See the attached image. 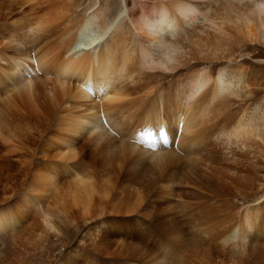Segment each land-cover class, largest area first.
<instances>
[{"label": "bare ground", "instance_id": "1", "mask_svg": "<svg viewBox=\"0 0 264 264\" xmlns=\"http://www.w3.org/2000/svg\"><path fill=\"white\" fill-rule=\"evenodd\" d=\"M72 3L0 0V158H28L0 190L6 264L55 221L108 253L81 264H264L263 178L242 161L264 164V0Z\"/></svg>", "mask_w": 264, "mask_h": 264}, {"label": "rangeland", "instance_id": "2", "mask_svg": "<svg viewBox=\"0 0 264 264\" xmlns=\"http://www.w3.org/2000/svg\"><path fill=\"white\" fill-rule=\"evenodd\" d=\"M12 2H18V0H12ZM87 3H88V0H73L72 5H76L74 7L75 11H78V10L80 11L81 9H83L87 5ZM115 3H117V1ZM119 6H120V2L118 4V7ZM25 11H26V13H30V11H28L27 9H25ZM86 13H88V11ZM11 14H13V13H11ZM120 14H122V12ZM200 157H201L200 158L201 160L212 164L218 170H222V171L230 168L234 164L232 161L226 160L225 158H223V157H221L219 155H216V154H208V153L204 152V153H201ZM13 158H15V157L11 156V155H8L7 158H0V190H1V188H4L5 184L8 187L10 186V181L12 182V181L15 180V177H17L20 174V170L24 166L23 162H22V159H26V160L28 159V158H25V157L21 156V157H19L18 160L13 161L14 160ZM50 159H52V158H49V160ZM237 160H240V158H237ZM242 161L246 165V173L250 176L249 179L251 180V182L254 183L255 179L257 177H260V178H263L261 181L264 184V164L259 163L257 166H252V165H250L248 163L247 159H244ZM37 162L39 163V161H37ZM11 164H14V165H11ZM38 169H39V166L36 169V171ZM253 178H255V179H253ZM62 181L64 182V179H62ZM256 183H258V182H256ZM19 187H21V185ZM15 190H18V187H16ZM1 193L2 192L0 191V194ZM237 204H239V201H237ZM190 217H191V219H190L189 225L191 226L192 229L195 228V226H199L200 224L210 220L208 217H206V216H204L202 214L196 213V212H191V216ZM216 223L213 224L214 229L217 228L216 225L220 224V223L219 224H216ZM23 224L26 225L27 222L24 221ZM55 225L56 226H54V235H52L51 237H48L49 239L47 238V241H48L47 243L46 242L43 243V244H46V246L48 245L49 248L48 247L44 248V245L40 246V247H43L47 252L45 250H43V248H37V249H33V250L28 251V254L31 255L29 258H28V254L26 256V253L24 254V256H25L24 258L20 257L21 255L19 254V258L22 259V263L23 264H26V263H28V264H30V263L31 264H68V262H70V258L71 257L73 258L72 262H71L72 264H81L83 261L84 262L88 261V260L92 261L94 259L93 256L95 257V255L106 256L108 254L105 251H104L105 252L104 253L103 251L97 250V248H95L98 245L96 242H95V244L92 243V242H86V243L85 242L84 243L81 242V239L84 237L83 235L85 234V232H86V230L88 229L89 226L84 227V228L80 226L79 227L80 235L76 239L74 237V233H75L74 232V230H75L74 227H72L71 225L70 226L66 225V224L63 225V223L60 224L57 221H55ZM221 225L222 224H220L218 226V228ZM55 227H57V228H55ZM30 229H31V227L29 229L28 228H25V229L23 228L22 231L18 234L19 236L16 235V238L17 237L18 238L19 237L20 238L21 237H27L29 235V231L31 232ZM50 231H51L50 233L52 234L53 233L52 230H50ZM24 232H25V234H28V235L25 236ZM199 238L201 239V237H198V236L196 238L193 237L191 241H193V239H195L193 241L194 243L191 242V243H189V245H192V243H193V245H198V244L201 245L202 244L200 242L201 240L204 243V245L208 244L205 240L203 241V239L200 240ZM72 239H76V240L73 242ZM151 242H153V240H151L150 243L148 242L149 244L147 243V245H148V249L152 250L151 252L153 253L154 252L153 249H154V246H155L156 242H153V243H151ZM195 243H197V244H195ZM93 244H94V247H92ZM86 245H88V246H86ZM151 245H154V246L151 247ZM200 245L198 246L199 249L202 248L203 244H202L201 248H200ZM78 246H80V247H78ZM138 247H139V245H138ZM198 247L195 246L196 249H198ZM207 247H209V245H207ZM210 247H212V244L210 245ZM93 248L96 249L97 251L96 250L95 251L97 253L99 252V254H96ZM205 248H206V246H205ZM90 249H91V251H90ZM206 249H208V248H206ZM34 250H37V252L34 251ZM41 250H43V253H41L42 252ZM49 250H50V252H49ZM33 251H34V253H33ZM44 252L47 255L44 254ZM148 253H150V251ZM215 253L217 254L218 257L216 255L213 256L212 255L213 253L211 254V256H212V259H214L216 257L217 259L216 258L215 259H216L217 262L215 263V261H214L215 259L213 261H212V259L209 260V261H211V263L214 262L213 264H221L222 262L224 263V261H225L224 264H226V263L227 264H231V263L232 264H243L244 263L243 260L240 258V256L239 255L237 256L236 253H235L236 255H234V253H232L233 256H232L231 253H230L231 254L230 256L226 255L229 252H226V253L222 252V253H220V255H219L218 252H215ZM224 254H225V256H224ZM9 255H14V254H13V250H12V243H11L10 239L8 238L7 241L4 243V246H3V243L0 244V261H5L3 264H6V262L9 260V259H7ZM117 255H118V257L120 256L119 254H117ZM111 256H113V257L109 256V258L113 259L114 256H116V254L115 255L111 254ZM121 256L119 257V259L121 258L122 259L121 261H123L125 263H128V264H131V263L132 264H137V262L140 261L139 263H141V261H143V259L141 260V258L137 257L139 261H137V258H134L136 260H134V259L133 260L137 261V262H134L131 258H129V256H132V254H126V255L121 254ZM48 257H49V259H47ZM51 258H53V259H51ZM117 258L116 259L114 258V259L117 260ZM23 259H27V260H25L26 262L25 261L23 262ZM208 259H210V258H208ZM209 261H208V263L211 264ZM249 261L245 262V264H248V263L255 264L254 260L252 261L253 263L251 262V260H249ZM255 262H256V260H255Z\"/></svg>", "mask_w": 264, "mask_h": 264}]
</instances>
